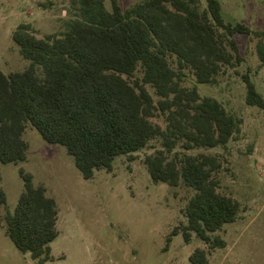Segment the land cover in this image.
<instances>
[{
	"label": "trees",
	"instance_id": "trees-1",
	"mask_svg": "<svg viewBox=\"0 0 264 264\" xmlns=\"http://www.w3.org/2000/svg\"><path fill=\"white\" fill-rule=\"evenodd\" d=\"M110 1L111 10L106 0H71L73 17L62 34L39 38L30 24L15 30L13 40L31 64L10 74L0 69V162L27 160L29 124L47 142L64 146L85 180L112 171L118 156L132 157L158 139L162 148L145 159L152 179L195 192L184 210L188 224L175 228L169 243L182 233L189 244L196 234L211 248H224L226 242L213 235L237 221L241 206L219 191L215 174L222 163L179 149L225 146L242 120L216 98L185 86V71L200 84L216 85L226 68L244 62L236 35L258 39L264 67V31L227 22L220 0H206L205 9L200 0H142L126 10ZM244 80L247 104L264 111L257 85L249 76ZM20 175L25 191L5 216L6 233L21 252L46 264L59 236L58 203L31 173L22 168ZM7 203L0 186V229ZM190 262L209 264V252L196 249Z\"/></svg>",
	"mask_w": 264,
	"mask_h": 264
},
{
	"label": "rangeland",
	"instance_id": "rangeland-1",
	"mask_svg": "<svg viewBox=\"0 0 264 264\" xmlns=\"http://www.w3.org/2000/svg\"><path fill=\"white\" fill-rule=\"evenodd\" d=\"M142 0H119L126 10ZM202 9L206 0H200ZM227 22H242L254 31H264V0H220ZM109 10L110 0H106ZM73 17L71 0H0V69L6 74L25 71V59L13 40L21 24H30L39 38L62 34ZM244 62L226 68L216 85L198 83L186 70L184 85L197 87L202 96L220 101L229 113L242 120L241 129L225 146L179 152L216 156L222 163L215 174L219 191L240 203L235 223L224 226L213 236L221 237L224 248H211L193 234L185 242L182 233L169 238L175 228L188 224L184 213L195 192L181 185L156 183L145 163L148 155L162 148L161 141L132 157L121 155L112 171H96L85 180L75 159L62 145L44 140L28 125L24 139L29 144L24 162H0V186L8 195L2 207L0 264H38L30 254L21 252L6 233L5 216L18 205L25 182L20 169L34 176L36 186L47 188L59 207V236L51 244L53 261L46 264H192L196 249L209 252V264H264V111L246 102L249 76L264 96V67L257 55L254 35H236ZM176 66V64H174ZM151 94L158 99L155 91ZM155 122L165 126L163 118Z\"/></svg>",
	"mask_w": 264,
	"mask_h": 264
}]
</instances>
